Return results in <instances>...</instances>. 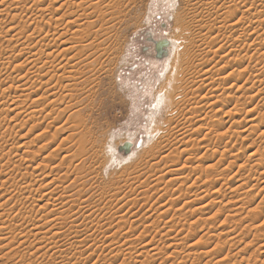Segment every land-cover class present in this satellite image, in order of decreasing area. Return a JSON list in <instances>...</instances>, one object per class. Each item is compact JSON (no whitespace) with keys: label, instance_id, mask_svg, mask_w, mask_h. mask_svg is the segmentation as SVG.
<instances>
[{"label":"rangeland","instance_id":"1","mask_svg":"<svg viewBox=\"0 0 264 264\" xmlns=\"http://www.w3.org/2000/svg\"><path fill=\"white\" fill-rule=\"evenodd\" d=\"M12 1H19V0H0V34L2 33L0 35V37H1L0 38V54H2V55H0V58L2 56V58L0 59V63H1L0 65L1 66H2L1 61H3V58L4 57L7 58L5 56L6 55L5 53H7L9 51L8 53L11 54L10 52H12V49H14V52L12 53V54H14L12 56L13 59H14V56L15 55L17 56V54L19 53L18 50L21 47L19 43L22 44L24 42V40H21V38H16L15 35L18 33V31L23 32V33H27L25 35H28V34H31V32H32V31H30L31 27L34 28V26H31V24H30L31 21L29 19L27 21L25 20V22H24V19L29 18L28 16H30V14L26 12L25 13L26 16H25L24 12H23L24 16L22 15V11H25L24 9H26V7L27 8L30 7V0H29V6H28V4H25L24 7H19L21 10L19 8H16L15 6H13ZM25 1H28V0H25ZM43 1L44 0H38L37 2H41L42 6L44 8H46L47 5H49L50 1L49 0H46L44 2ZM188 1L189 0H135V4H134V6L132 8V12H131V20H132L131 23L137 22L138 24H136L135 26H131L130 25L131 23L128 24L127 32H125L123 34L124 37L121 39V42L123 43V45H122L123 47H121V54L119 56V59H118V61H116L114 63V65L112 67H109V66L107 67V71H113L114 74H113V72L110 73L111 76H110V74H103L101 77L102 78L101 86H104V88L100 86L101 90L99 88L98 97L100 99H101V97H103L102 98L103 103H101L102 99L99 101V104H101V106L99 108H101L102 110H98L95 112L94 119H95V121L97 119V121H96L97 122V129L99 128V131L101 132L100 133L97 130L98 135L103 133V139L107 140V156L110 157L109 159L112 162L110 165L108 164L109 167L108 166L106 167V170H104L103 174L100 175V178L98 177V179H92V180H94L93 183L91 184V186L89 185L86 188L87 191L83 195L84 197H86V195H87L86 200H85V198L84 199L82 198V200L84 202H86L85 205L91 204L94 206V208H93V206L91 207V205H89V206L93 209H95L97 207L104 209L103 214L102 213H100V214L99 213L98 214L97 213H94V214L91 213L92 215L90 214L89 218H87V217L83 218V216H81L80 214L79 215L77 214L78 218H79V216L81 218H79V221H76L77 222L76 224L79 223L80 225L79 224L78 225L81 226V228H82L81 230L82 231L85 230L86 232L84 231L81 234L80 239H75L74 241L80 242V241L85 240V242L83 241L84 244L81 243V245H80L77 243L75 245H70L71 242L69 241V239L72 237L68 238L66 236L67 237L66 238L65 237L66 233H63L64 235L63 236L61 235L59 237V240H56V241L54 240L52 242V244L54 246L51 244L47 245V246L44 245V247H42L38 251H36V249H35V250H30V252L29 251L27 252L22 247L21 248L16 247V245H19V243H20V240H18L19 237L17 236V234L14 235V238H17L15 240L16 242L15 241L12 242L11 240L6 241V239L2 240L3 238H6L4 235L6 232L3 231L4 234H2L3 232L1 231V228L4 225L5 226H9L10 224L17 225V223L14 221V219L11 220L13 217L11 219H8V218L5 219L4 218L5 221L0 220V223H1L0 224V227H1L0 228V238H2L1 241H4V242L0 241L1 242L0 246L2 247V249H0V264H18V263L19 264L20 263L21 264H24V263L27 264V262L30 259L33 262L38 261L37 263L35 262L34 264H40L41 262H43V263L45 262L47 264H56L55 262H57L58 264H126L127 262H128L127 264H141V262H142V264H143L148 259L144 255L141 256V254H140L142 252L141 250L143 247L145 248V249L143 248V250H145V251L147 250L148 252L150 251L149 253L153 254V257L151 258L152 260L149 258L150 262L147 261L151 264H158V263L159 264H208L209 262H211L209 264H218V263H220V261L224 262V264L225 263H227V264H264V253H263L264 252V246H263L264 245V241H263V239H264V236H263L264 235V184H262V182H264V178H261L260 176L258 177V175H255V171H253V172L249 171V169L252 165L255 166L257 164L258 161H256V159H255L256 157L252 158V160H253L252 162L250 160L251 157H250V159H248V156L250 154H253V152H255V150L258 147H261L263 152H264V136L260 135L261 131H262V133L264 132V127H262L260 125L261 123H264V121H263L264 120V91H262V90H264V41L260 42V45H258L259 43L257 42L258 44L256 43V45H255V46L258 45L257 48L254 45L251 46V43H250L251 41H249V38L245 37L244 35L250 34L252 30L250 31L249 28L244 26V28L242 27L241 31L238 32V34L241 37L240 36L238 37L237 36L238 34L235 36H231L229 34V30L227 31L225 29V31L227 32L226 33L224 31V28H222L218 35L217 34L212 35L210 38H212V39L216 38L217 42H218L217 45H219V46H221V44L224 45V46L223 45L222 46L224 47L225 51L223 50L224 51V53L222 52L223 54L220 53L221 56L225 55L226 54L225 52H227V54L230 52V55L228 54V57L225 58L226 61H223V60L219 61V58H211L210 65L212 66V64H213L215 67V68L214 67L213 68L216 69L217 71H220L225 67V69H223V71L220 73L216 71L215 77L213 75L214 80L219 75H220L219 76L220 78L226 79V80L224 79L226 82L225 86L223 85L224 88L227 86L226 89H230V90L233 89L232 90L233 92L230 90L228 91L229 93L230 92L233 93V94L230 93V95L232 97L230 95H228L229 94L228 93L227 94L228 96L226 95L228 97V99L226 98V100H228L230 102L229 97H231L232 103L231 102L230 103L232 105H234V103H235V102H233V101H235L234 96H236L237 98L239 96L243 100H245V98L247 99L246 101H243L240 99L239 106L240 107L243 106V111H244V109L247 110L248 106H249L248 107L249 110H252L254 108L252 111H254V110L256 111L255 117H256V119L258 118L256 121V124L260 123L259 125H256V127L259 126L258 129L256 127H254L255 129H250L249 132H244V130H246V126H247V128H249V126H250V125H248L249 124L248 121L251 120L252 115L246 116L247 114H244L245 112H242V114H240V116H238V117L240 120L244 119V121H242L240 124L238 123V124L232 125V127H231L232 129L230 130V132H227L228 127H230L228 125L224 126L222 128L221 127L215 128V130H217L218 134L226 133V138L224 141V144L226 145V149L225 148L219 149L218 147H216V145H215L216 148H214V146L212 148V145H211V147H209L207 149L204 148V150H203L201 148L202 145L200 144V145H198V147L196 145V148H197V149L195 148V151L197 150L196 155H195V151L193 150V148H191V151L192 152L194 151V153H192L194 155H191L192 157L190 155L187 157V158H189V157L193 158L192 160L197 161V163H200L202 166L204 165L203 168H205L206 166H209V164H211V166H215V164L217 165V163H220V162L223 163L222 164L223 167L220 165L221 168H224V167L226 168L227 167L226 166L227 160L231 159L230 155L234 156V155L238 154L237 156H239V157H238V162L236 163V165H233V167L228 169V171L224 168L226 170L223 173V174H225L224 175L225 178H224V176H221V175H219V176L216 175L215 177L213 176V177H209V178L206 177L205 178L204 176H207L206 172H205V175H203V176H200L201 174L198 175L199 173L194 174V177L192 176V174L191 175L188 174V176L183 175L181 177V180H179L180 183L178 181V185H174L173 188L170 189L171 194L170 193L165 194L166 192L164 190L165 189L164 187H165V183L167 180L162 185L155 187L156 183H155L154 179H156L155 176H157V175L150 177L153 173L156 174V172L160 171L161 173L164 174L165 171L167 170L166 169L167 167L165 166L164 162H162L164 160H162V156H161L165 151L164 150L160 151V153L162 152L161 154L156 153L157 150H155V146H157L160 142L163 143V145L165 144L164 146H167L166 139L167 140L169 139L171 142L174 140V138L176 140V136L173 134L174 131L172 132L173 127L179 126V125L181 126V123L183 122L182 120L184 117H186V115H189L188 117H191V115L189 114L190 113L189 109L191 107L188 106L187 103H185L184 98L188 99V98H190V96H192L191 95V93H192L191 89L195 85V82L193 83L192 81L199 79V75L201 76L202 73L204 72L203 70H205V68H206L205 64H204V66L202 65V62H204L205 58H203L202 54H200L202 57L199 55L200 48L197 47V45H200L203 41L199 38H196L198 40H196V41L194 40L191 42L186 38L184 39L182 36H180V34L182 32V29L180 27L181 23L179 25V23L176 22V20H178L181 16H183V17H181L182 19H184L185 15H186L187 19H188V17H190V13H189L190 1L189 2ZM241 1L242 0H232L231 3H232V5H236V6L238 4L237 7L240 10H246L247 8H250L247 5L248 0H247V2L245 0V3H244L245 5L242 4ZM252 2H253V0H250L248 2V4L251 6ZM57 4H55V6H59V4L58 5ZM241 5L244 8L240 7ZM257 5H259V7L257 6L258 22L261 21L262 23H264V2L262 5H260V3H258ZM10 8H11V10H10ZM209 8H211V7H209ZM262 10H263V12H262ZM64 11H65V9H63V12ZM220 11H222V10H220ZM188 13H189V16H187ZM222 13H224V12H222ZM237 14L240 18L238 17L236 20L242 19V20H240L241 23H244L246 25L245 19L250 15L246 14L245 16H241V14H239V13H237ZM20 15H22V16H20ZM46 15H48V12H47V14L46 13L44 14V16H46ZM49 15L51 16V15H53V13L49 14ZM12 16H13V19L11 18ZM178 16H180V17L178 18ZM259 16H261V17H259ZM22 17H24V18H22ZM20 19H22V20L20 21ZM138 19H139V21H137ZM189 20H191V19L189 18L187 21H189ZM22 25L24 27H22ZM263 25L261 27L260 26L257 27L258 29L255 28L256 31L258 30V32L260 34L264 32L263 31L264 30ZM255 26H257V24ZM15 28H17L18 30ZM60 28L62 29L64 27H59L58 32H59ZM245 28L248 30V32H246V33H245V31H247V30ZM12 29H14V30H12ZM242 30H244V31L242 32ZM194 31L198 32L199 30H195V28H194ZM3 32H4V34H3ZM240 32L243 34L244 38L242 37V34ZM14 33H16V34H14ZM204 33H206V31L201 32V34H203V37L205 36L208 38V35H206V34L204 35ZM183 34L185 35V37L190 35L189 32H184ZM11 37H14V38H11ZM229 37L230 38L232 37V38L230 39ZM236 38L237 39L239 38V39L237 40ZM19 39L21 40L20 42L18 41ZM165 39H170L175 43V47L170 49V53H171L170 57L172 58V51H173V54L174 53L176 54L178 52L179 59L177 56V60H180V62H182V65H180V67H178L177 71H174V72L172 71L171 67L165 66L166 61H168L170 59V57L166 56V57L160 59V57L158 56V52H157L155 43H154L156 41L165 40ZM234 39H235V42L233 43ZM16 40L18 43L16 42ZM200 40H201V42H200ZM229 40L233 43V48H232V46H230L232 43L229 42ZM127 41H128V44L126 43ZM194 44L196 45L195 48H193V46H195ZM183 45H185L186 48H188V51L186 49L185 55L182 53ZM9 48L11 49V51ZM254 48H256V49H254ZM231 50H233V51H231ZM258 50H259V52H258ZM2 51H4V52H2ZM16 51H17V53H16ZM247 51H249V52H247ZM122 52H124V56H122L123 55ZM200 57H201V59H200ZM65 58H67V57L65 56ZM244 58H246V59H244ZM249 58H250V60H249ZM11 59H12L11 57H8L9 62H11L13 60V59L12 60ZM217 60H218V63L216 62ZM228 61H232L231 62L232 64L230 63L229 65H227L229 63ZM226 62H228V63H226ZM14 64L16 65V63H14ZM1 66H0V84L2 83V81L3 82H5V80L7 81V79L12 80L13 77L18 75V73H14L16 70L13 69L14 68L13 65L9 66V67L8 66H2L1 67ZM220 67H221V69H220ZM6 68H8V69H6ZM5 69H6V73H5ZM234 69H235V72L237 74L235 72H233ZM9 71L11 72V74H9L10 73ZM213 71H215V70H213ZM243 71H245V72H243ZM249 71H251V72H249ZM223 72L225 74L227 73L226 74L227 76L225 74L223 75L226 77L222 76ZM229 72H230V76L228 75ZM239 72H240V74H239ZM246 72L249 74L247 75ZM252 72H254L253 73L254 76L258 75L259 77L258 76L257 77L260 79L254 78L253 75L251 76ZM12 73H14V74H12ZM234 73L236 74V76L232 75ZM243 73H244V78H242ZM1 74H3V75H1ZM170 74H172L171 75L172 79L166 85L167 77ZM237 75L238 76L242 75V76H240V78H242L243 81L241 80L240 81L241 83L236 84V86L234 88L233 87L235 85L234 81H232L230 79H235L237 77ZM21 76H23V75H21ZM21 76L19 75L18 77H15L13 79L16 80L17 78H19ZM116 76H118L117 79L115 78ZM228 76L231 78H229ZM10 77H11V79H10ZM228 79L232 83H230ZM255 80H257V81H255ZM261 80H263V81H261ZM258 81H260V82L258 83ZM253 82H255V83H253ZM229 85H230V88H229ZM243 86L244 87L245 86L246 87L247 86H249V87L255 86V88L256 87L257 88L255 90H253V92L249 93L250 97H249L248 93H246L245 97L243 95L237 96V93L235 94V92L238 89H243L244 88ZM34 87H36V85H34ZM231 87H232V89H231ZM259 89L263 92V94ZM221 90H223V88ZM100 91H102V92L100 93ZM42 92L43 91H41L40 94H42ZM201 92H203L205 94L204 91H201ZM201 92L200 93L195 92V93L197 94V96L201 97L203 94V93L201 94ZM99 93H100V95H99ZM219 93L222 94L223 91L218 92L217 96H219ZM103 94H104V96H103ZM1 95L2 94H0V96ZM2 96L0 97V104L3 103V105L0 107V108H2V109H0V115H2L1 111L8 109V107L10 105V101L12 102L15 95L13 94V92H11V93L9 92V93H7V95L5 97L3 96L4 99ZM251 96L253 98H255L254 101H253ZM33 99H34V97H33ZM211 99L212 98H209L207 100L209 102L208 104H206L207 102L206 103L201 102V104L199 103L198 105L193 104V107L195 105H196V107L202 106V107H200V109H198L200 113H197V114L202 116L203 112L211 111V109L213 107H212V105H210V103L214 102V99H212V100ZM26 100L27 99L23 98V100L20 101V102H23L25 104V105L22 103L20 104V106L22 105L21 106L22 109H25L27 106L29 107L31 104V102H28ZM1 101H3V102H1ZM242 103L243 104L246 103L245 107ZM248 103H250V105ZM102 104H103V106H102ZM28 107H27V109L30 108V107L29 108ZM58 108H59V111H58ZM62 108H63V105L60 107H57V108L54 107L55 113H54V115H52V118H57L58 116L60 118V116H62L60 118L61 120L59 119V121L58 120L56 121L57 123L54 122L52 118L51 119L45 118L46 114L42 113L41 106L38 108V110L40 109L38 111V112H40L39 113L40 116L37 115V116H39L38 118H34V120L30 119L29 122H27L28 117L26 118L25 114L24 115L22 114L23 116L21 115L16 120L15 119L14 120L13 119L12 120L6 119L5 116H0V131H1L0 136H1V133H3L5 131V129H9V128L12 129L14 127V131L10 135L11 137L9 135H8L9 137L6 136V138H8L6 141L9 140L8 141L9 144L6 143L4 145V149H3L4 152L9 150L10 149L9 146H11V145H12V147H16V146H20L21 144L25 145L27 142H28L29 146L31 144V146H30L31 148L27 145L29 147L28 149H27L26 145H25V147H23V145H21V148H18L20 153L21 152L23 153V152L28 151V150L29 151H33V150L37 151V148L46 144L45 145L46 149H44V151L33 162L35 164H33V163H28V164H31V165L33 164L35 166L38 162L41 161L42 157H44L48 153L50 154L51 152H52L51 154L53 155V157H50V158H53V159H49L48 160L49 163L46 162L47 166H49V168H50V167H53L55 164H58L59 159L62 158L66 154L65 150L67 148V144H64L60 151H58L59 149L57 150V148L60 146V144H62V139L65 138V136H67V132L64 133V131L63 132L60 131L57 135H55V131H56L55 129L60 127V125L65 120V118H67L69 113H70V112H67V113H65V115L64 114L61 115L58 112H60V110H62ZM230 109H233V108L230 107ZM56 112L58 113V115L56 114ZM41 114H42V116H41ZM43 114H44V116H43ZM184 114H186V115H184ZM261 114H262V116H261ZM223 116L224 115H220V117H223ZM225 116H226V118L228 117V115H225ZM260 116L262 119L260 118ZM198 117H200V116H198ZM198 117H197V119H198ZM168 120H170L172 122L168 123ZM31 121H33V122H31ZM21 122H24V124ZM210 122H211V120L208 122V124ZM213 122H214V126L219 125L218 122L212 121L211 123L213 124ZM21 124H23V126H21ZM197 124L198 123H193V125H192L193 128L194 127L196 128ZM12 125H13V127H12ZM16 125H18V126H16ZM15 127H16V129H15ZM34 127H36V128H34ZM208 127L209 126L207 125V128H206L207 133L210 132ZM195 128L193 129V131L196 130ZM10 129H9V134H10V132H12V130H10ZM177 129H178V127H177ZM233 130H236L235 132L237 134H235V136H234V134H232ZM28 131H30V132H28ZM46 131H48V132H46ZM175 131H176V135H177L178 130H175ZM202 131L205 132V129L204 130L202 129L201 133H198L197 131H195L194 136H193L194 139L201 138V134L203 133ZM104 134H105V137H104ZM44 135H45V137H44ZM211 137L216 138L217 134H212ZM178 139H180V137L177 138V141H178ZM28 140H30V141H28ZM184 141H183V144L179 143V141H178L177 142L178 144H175V146L173 144V146H170V147H172V148L174 147L173 149H175L176 147L177 148L180 147V149L182 148V150L185 147L184 149L189 150L193 144H195V143L197 144V142L192 141V139L190 140V141H192V144H191V142L187 143V141H188L187 139L185 142ZM127 143L131 144V148L128 152H127V149L124 147ZM228 143H229V145H228ZM186 145L189 147L186 148ZM113 150H114V155H113ZM232 150H234V153H233L234 155L231 154ZM54 152H60V154L57 153V155H56L57 157H56ZM253 156H255V155H253ZM152 157H155V161L151 160ZM148 158H150V159H148ZM258 158L259 157H257V159ZM125 159H126V161H124ZM146 159H147V161H146ZM207 159L209 162L210 161L212 162V160H213V162L207 163L208 162ZM247 159L250 161H248ZM177 160L180 161L179 166L184 165V162L186 163L185 156L179 157V158H177ZM192 160H190V161L192 162ZM244 160H246V161H244ZM100 161H102V159ZM149 161L153 165L151 163H149L147 165V162H149ZM156 161H157V163H156ZM17 162L25 164L23 161L21 162V160H19ZM150 164H151V166H150ZM154 164L156 165L155 166L156 168L154 167ZM157 164H158V166H157ZM250 164H251V166H250ZM186 165H188V163H186ZM189 165H191V164H189ZM241 165L246 166V168L245 169H243L242 167L240 168ZM46 168H48V167H46ZM49 168L47 170H45V174L49 173V171H50ZM151 168H153V169H151ZM221 168H220V170H221ZM260 168H261L260 170H262V171H260L262 174V172L264 170V166H262ZM0 170H1V168H0ZM149 171H151V172H149ZM237 171H239V174L240 173L244 174L243 178H244L245 182L246 181L250 182V185L244 187V189L240 188V190L234 191L236 188V185H237V184L235 185V183H236L235 180L238 179V177H236V174H234V173H236ZM149 173H152V174H149ZM54 174H56V173H54ZM215 174H217V173H215ZM239 174L237 173V175H239ZM63 176H64V174H63ZM199 176H200V180H198ZM28 177H30V176H27V178ZM201 177H203V178H201ZM148 178L151 180H149ZM169 178L170 177H167V179H169ZM185 178H187L186 180H188V181H186ZM257 178H258V180H257ZM195 179H197V180H195ZM127 181H128V183H127ZM113 182L115 184L117 183L118 187L121 188V190H119L120 195H118L117 198L114 197L111 199L110 196L115 193V191H114L115 188L112 187ZM193 182H194V184H193ZM145 183L148 184V186ZM153 183H155V184H153ZM220 184L222 185V187L219 188ZM92 185L93 186L95 185V186L93 187ZM224 185H225V187H224ZM142 187H144V189ZM146 187L148 188V191H146V189H147ZM161 187L163 188V190ZM104 188H105L104 191H107L109 195H106L107 197H105L104 200L100 201L101 197L103 196V195H101L102 194L101 192L103 191ZM160 188H161V190H159ZM178 188H180L181 192H179L177 190ZM218 189H220V190L217 191ZM1 190H3V189H0V199H1V196H3V194H4V192H2ZM110 191H111V193H110ZM153 191H155V192H153ZM162 191H164V193ZM142 192H144V193L148 192V195H147L148 199L147 200L145 198L146 196L145 197L144 196L139 197L142 195ZM216 192H218V193H216ZM149 193H150V196H149ZM172 193H173V195H172ZM245 193L247 194L246 196H244ZM139 194H141V195H139ZM126 195H129V196H126ZM202 196L205 198L204 200H200V198ZM243 198H245V199L241 203H244V204H241V203L237 204V202H239L238 200H241ZM89 199H91V200H89ZM131 199H132V201L134 199H136L137 201L135 200V202L134 201L132 202ZM197 199L200 201H197ZM235 199L237 201L232 202V200H235ZM192 200H196V202L194 201L195 203H193V202L190 203V201H192ZM130 201H131V203H130ZM166 201H167V203H166ZM220 201H221V204H220ZM13 202L11 204H9L6 207V209H8L9 206H13ZM87 202H89V203H87ZM110 203H111V205H110ZM124 203H126V204H124ZM134 203H136V204H134ZM36 204L40 205L41 203L39 204V202H37ZM184 204H188V205L185 206ZM206 204L208 205V207H206L207 206ZM261 204H263V205L260 206ZM112 205L115 207L114 210L112 209L110 212L107 211L106 208H108L109 206H112ZM160 206H162V208L164 210L167 207L166 208L167 211H169V209H170V211H169L170 213L168 212V214H166V216H165L164 212L166 210L164 211ZM202 207H205V208H202ZM238 207H240V208H238ZM9 208H11V207H9ZM196 208H200V211H197V212L194 211ZM235 208L238 209L239 213H237L238 211L235 210ZM35 209H36V211L38 210V208H35ZM1 210H2V208L0 209V214L3 213ZM105 210H106V212H105ZM116 211H118V212L115 213ZM159 211H161V212L163 211L162 213H164V214L162 215V213ZM38 213L36 212L37 218H40L41 214L42 215L44 214L43 212L42 213L38 212ZM113 213H115L116 216H120L122 214L124 216L128 215L129 221L124 224L125 226L122 224H118L115 222V220L113 218L114 217ZM159 213H160V216L158 215ZM181 214L182 215L184 214L183 215L184 217L181 216ZM156 215H158V216H156ZM178 216H181V217H179L180 221H179ZM148 217H150L149 218L150 220L148 219ZM174 217H175V219H174ZM197 218H199V219H197ZM105 219H106V221H105ZM253 219H256V220L254 221ZM151 220L155 221L156 224L154 222H151ZM2 222H4V225L2 224ZM83 222L85 223L84 224L85 226L83 225ZM204 223H206V224H204ZM183 224L185 226H182ZM91 225H92V227H91ZM190 226H191V228H190ZM85 228H87V229H85ZM99 228H100V230H99ZM87 231H89V233ZM240 231H242V232H240ZM86 234H88V235H86ZM178 234H179V236H178ZM260 234H262V235H260ZM79 236L80 235H78V237ZM100 236H102V237L100 238ZM48 237H50V235ZM32 238L29 239V242L31 241L33 243L34 237H32ZM184 238H185V240H183ZM65 240L66 241L68 240V242H66ZM181 240H183V242ZM184 241L186 243H184ZM5 242H6V244H5ZM54 242H57V245H55ZM59 242H61V243H59ZM13 243L15 244L14 247L16 248V250L13 249L14 248ZM146 243H148V244H146ZM63 244H64V246H63ZM115 244H116V246H115ZM5 245H7V248L6 247L3 248V246H5ZM147 245L149 247H147ZM176 245H177V247H175ZM10 246L12 247V249ZM71 246H72V248H71ZM74 246H75V249H74ZM52 247H56V248L53 250ZM154 247L156 249H154ZM57 248H59L61 250L60 252L62 254L59 252V250ZM64 248H65V250H64ZM20 249L22 251V252L20 251L21 253L19 252ZM151 249H153V250H151ZM10 250H13V251H10ZM14 250L18 251L20 253L19 256H21L23 252H24L25 256H26V254H28L27 255L28 258L25 257V260H23L22 256L24 254L21 257H19V256H17L18 255L17 252H15ZM69 250H71V251H69ZM33 251H35V254L33 253ZM44 251L47 253H45ZM202 251L205 253H203ZM10 252H12V253H10ZM38 252H39V254L36 255V253H38ZM54 252H55V254H54ZM43 253H45V255ZM15 254H17V255H15ZM59 254H60V256H59ZM132 254H133V256H132ZM158 254H160V255H158ZM4 255H5V257H4ZM138 255H140V256H138ZM186 255L188 258L186 257ZM131 256L134 258H132ZM224 256H226V257H224ZM96 258H97V260H96ZM226 258H227V261H226ZM63 259L64 260L66 259V260L63 262ZM130 259H132V260H130ZM31 260L29 261L28 264H32ZM58 261L59 262L62 261V262L59 263ZM147 262H146V264H148ZM221 264H223V263H221Z\"/></svg>","mask_w":264,"mask_h":264},{"label":"bare ground","instance_id":"2","mask_svg":"<svg viewBox=\"0 0 264 264\" xmlns=\"http://www.w3.org/2000/svg\"><path fill=\"white\" fill-rule=\"evenodd\" d=\"M37 1L38 0H30V7H28V8L26 7V9L23 8L25 11H22V15H23V12H24L25 16H26V14H25L26 12L30 14V16H28L29 18L24 19V22H25V20L27 21L29 19L31 21L30 22L31 26H34V28L31 27V29H30V31H32L31 34H28L29 35L28 36V35H25L27 33L19 32V31L17 34L14 33V34H16L15 35L16 38H21V40H24V42L22 44L19 43L21 46L20 49L18 50L19 53L17 54V56L15 55L14 59H13L12 56L14 54H12V53L14 52V49H12V52H10L11 54L8 53L9 51L8 52L6 51L7 53H5L6 54L5 56L7 58L4 57L3 61H1L2 66H8L9 67V66L13 65V67H14L13 69L16 70L14 73H18V75L15 77H18L19 75L20 76L23 75V76L17 78L16 80L13 79L15 77H13L12 80L7 79V81L5 80V82H3L1 80L2 83L0 84V94H2L5 97L7 95V93L13 92V94L15 96H14L12 102L10 101V105H9L8 109L1 111L2 115H0V116H5L6 119H10V120H12V119L16 120L22 114L23 115L25 114L26 118L28 117L27 122H29L30 119L34 120V118H38L40 116L39 115L40 112H38L40 109L38 110V108L41 106L42 113L46 114L45 118L51 119L52 115H54V113H55L54 107L57 108V107H60L62 105H63V108L58 113H60L61 115H63V114L65 115V113H67V112H70V113H69L68 117L65 118V120L61 124L62 126L60 125L59 128L55 129L56 130L55 135H57L60 131L61 132L64 131V133L67 132V136H65V138L62 139V144H60V146L57 148V150L59 149L58 151H60L62 149V146L64 144H67V148L65 150L66 154L62 158L59 159L58 164H55V165L53 164L54 166L50 167V168H49V166H47L46 162L49 163L48 160L53 159V158H50V157H53V155L51 154L52 152L50 154L48 153L44 157H42L41 161L38 162L35 166L33 165V164H35V163H33L35 161V159L44 151V149H46V146H45L46 144L37 148V151H34V150L29 151L28 150V151H25L23 153L22 152L20 153L18 148H21V145H23V147H25V145L27 146L28 142L25 145L21 144L20 146H16L17 148L12 147V145H11V146H9L10 149L7 150L6 152H4V150H3L4 145L6 143H8V141H9V140L6 141L8 139V138H6V136H8V135L10 136L13 133V131H14L13 125H12V127H13L12 129L9 128L10 130H12V132H10V134H9V129H5V131L3 133H1V136H0L1 137L0 138L1 139L0 140V168H1V170H0V189H3L1 191L4 192L3 196L5 197L4 198L3 196H1V199H0V201H1L0 202V209L2 208L1 211L3 212V213L1 212L2 214H0V220L5 221L6 218L11 219L13 217L11 220L14 219V221L17 223V225L10 224L9 226H5L4 222H2V224L4 226L2 228L1 227L0 228H1L2 232L3 231L6 232L5 234H4V232L2 233L5 235L6 238H3V239L0 238V241H1V239L2 240L6 239V241L11 240L12 242H14L17 239V238H14V235L17 234V236L19 237L18 240H20V243H19V245H16V247H18V248L22 247L27 252L28 251L30 252V250H35V249H36V251H38L42 247H44V245H46V246L50 245V244L53 245L52 242L54 240L55 241L59 240V237L61 235L62 236L64 235L63 233H66L65 237L66 236L68 238L72 237L69 239V241L71 242V244L69 243L70 245H75L77 243L80 245H81V243L84 244L85 240H83L84 242L83 241H80V242L74 241L75 239H80L81 234L85 231V230L84 231L81 230L82 228H81V226H79L80 225L79 223H78L79 225L76 224L77 223L76 221H79V218H81L80 216L78 218L77 214L78 215L80 214L81 216H83V218H86V217L89 218V215L91 213H93V214L94 213H97V214L102 213L103 214V211H104L103 208L97 207V208L93 209L94 208L93 205L89 204V205H91V207L93 206V208H91L89 205H85L86 202H84L82 200V198L83 199L85 198V200L87 199L86 198L87 195H86V197H84L83 195L87 191L86 188L89 185L91 186V184L93 183L94 180H92V179H98V177L100 178V175L103 174L104 170H106V167L107 166L109 167V165L112 162L109 159L110 157L107 156V140L103 139V133L100 135H98V133H97V130L99 131V128L97 129V122H96L97 119L95 121L94 114L96 111L102 110L101 108H99L101 106V104H99V101L103 97L100 96L101 99L98 97V90L102 84V82H101L102 78L101 77L103 74H110L113 72V71H107V67L108 66L112 67L114 65V63L116 61H118V59H119V56L121 54V47H123L122 46L123 43L121 42V39L124 37L123 34L125 32H127L128 24H130L132 22L131 12H132V8L135 4V0H49L50 1L49 5H47V7L44 8L42 6V3L37 2ZM44 1H46V0H44ZM189 1H190V6H189L190 7V11H189L190 17H188V19L189 18L191 19V20H189L190 22L187 21L188 19L186 18V15L184 16V19L181 18L183 16H181V17L178 16V18L180 17L181 19L177 18L178 20H176V22L179 23V25L181 23L182 26L180 25V27H181L183 33L189 32V34H190V35L185 37V35L181 32L180 36H182L184 39L186 38L191 42L194 40L196 41V40H198L196 38H199L203 41L200 45H197V47L200 48L199 55L202 54L203 58H205L204 62H202V65L204 66V64H205L206 68H205V70H203L204 72L202 73V75L201 76L199 75V79L192 81L193 83L195 82L194 87H192V89L190 88L191 92H192V93L191 92L190 93L192 96H190V98H188V99L184 98L185 103H187L188 106L191 107L189 109V112H190L189 114L191 115V117H188L189 115H186L187 113L184 114V115H186L187 118L186 117L183 118V120H182L183 122L181 121L182 122L181 126L179 125V126L173 127L172 132L174 131L173 134L176 136V140L174 138L175 141L173 140L171 142L169 139L168 140L166 139L167 146H164L165 144L163 145V143H161V142L157 146H155V150H157L156 153L161 154L162 152L160 153V151H163V150L165 151L161 156H162V160H164L162 162H164L165 166L167 167L166 168L167 170L165 171L164 174L161 173L160 171L156 172V174L155 173H153V174L149 173V174H152L150 177L157 175V176H155L156 179H154V181L156 183L155 187L162 185L167 180L165 183V187H164L165 188L164 190L166 192L165 194H169L170 189L173 188L174 185H178V181L181 180V177L183 175L188 176V174L189 175L192 174V176L194 177V174L199 173L198 175L201 174L200 176H203V175H205V172H206L207 176H204L205 178L206 177L209 178V177H213V176L215 177L216 175L224 176L225 174H223V173L226 170L228 171V169L233 167V165H236V163L238 162L239 156H237L238 154L237 155L233 154L234 150L231 151V154H233L234 156L230 155L231 159L227 160V165H226L227 167L226 168L224 167L226 170L224 168H221V166L223 167V165H222L223 163H221V162L217 163V165L215 164V166H211V164H209V166H206L205 168H203L204 165L202 166L200 163H197V161L192 160L193 158H190V157L187 158L189 155L190 156L194 155L192 153H194L196 145L198 147V145H200V144L202 145L201 148L203 150H204V148L207 149V148L211 147V145H212V148L214 146V148L218 147L219 149H224V148L226 149V145L224 144V141L226 138V133L218 134L217 130H215L216 127L222 128V127L228 125L230 127H228L227 132H230V130L232 129L231 128L232 125L238 124V123L240 124L242 121H244V119L240 120L238 117V116H240V114H242V112H245L244 114H247L246 116L252 115L251 120L248 121V123H249L248 125H250V126H249V128H247V126H246V130H244V132H249L250 129H255L254 127H256V125L260 124V123L256 124V121L258 118L256 119V117H255L256 111L255 110L252 111L254 108L252 110H249V108H248L249 106L248 107L246 106L247 110L244 109V111H243V106H241V107L239 106L240 99L241 100H243V99L241 97H239L238 95H243L244 97H245L246 93H248V95H249L250 92H253V90H255L257 88V87L255 88V86H256L255 84H254L255 86H251V87H249V86L244 87L243 86L244 87L243 89H238L235 92V94L237 93L238 98L236 96H234L235 101H233V100L232 101L235 103H234V105H232L231 104L232 103L231 102L232 96L230 95V93L233 92L232 87H231L232 90L226 89L227 86L224 88L225 83H226L225 82L226 79L224 78L225 79L224 80L223 78H220L219 77L220 75L214 80V77H215L217 70L214 69L215 67L213 64H212V66L210 65L211 58H219V61L220 60L226 61L225 58L228 57V54L230 55V52L228 54H227V52H225L226 54L221 56L220 53H222V52L224 53V51H225L224 47H223L224 45L223 44H221V46L217 45L218 44L217 39L216 38L212 39L210 37L214 34L218 35L222 28H224V31H225V29L227 31L229 30V34L231 36H235L238 34L239 31H241L242 27L244 28V26H245V27L249 28L250 31L252 30L250 34L244 35L245 37L249 38V41H251L250 42L251 46H253V45L255 46L257 42L259 43V44L258 43L257 44L260 45V42L264 41V32H263L264 30L262 31L263 33L260 34L258 32V30L256 31L255 28H257L259 26L261 27L264 23H262L261 21L258 22L257 6L259 7V5H257V4L260 3V5H262L264 0H253L251 6L248 4V2L250 0H248V2L246 0L247 5L250 7V8H247L246 10H240L237 7L238 4H237V6L232 5V3H231L232 0H189ZM241 2H242V4H244L245 0H242ZM57 3L59 4V6H55V4H57ZM12 4L16 8L24 7L25 4H28V6H29V0L28 1H25V0L12 1ZM209 7H211V8H209ZM240 7H242V5ZM242 8H244V7H242ZM63 9H65L64 12H63ZM10 10H11V8H10ZM220 10H222V11H220ZM47 12H48V15L52 14V13H53V15L44 16V14L45 13L47 14ZM222 12H224V13H222ZM262 12H263V10H262ZM189 13L187 14V16H189ZM237 13L241 14V16H245L246 14L250 15L247 18L245 17L246 18L245 19L246 25L244 23H241L240 20H242V19L236 20L239 17ZM22 15H20V16H22ZM259 17H261V16H259ZM11 18L13 19V16ZM22 18H24V17H22ZM21 20L22 19H20V21ZM137 21H139V19ZM136 24H138V23L133 22L130 25L135 26ZM256 24H257V26H255ZM22 27H24V26L22 25ZM59 27H64V28H62V29L60 28L59 32H58ZM194 28H195V30H199V31L195 32ZM15 29H17V28H15ZM12 30H14V29H12ZM244 30H242V32ZM205 31H206V33H204V35L205 34L208 35V38L205 36L203 37V34H201V32H205ZM246 32H248V30L245 31V33ZM3 34H4V32H3ZM237 36L239 37L240 35L238 34ZM242 37H243V34H242ZM11 38H14V37H11ZM21 40L19 39L18 41L20 42ZM201 40H200V42H201ZM16 42H17V40H16ZM229 42H231V41L229 40ZM234 42H235V39L233 40V43ZM126 43L128 44V41ZM154 43H155L157 52H159L160 59H162L166 56L170 57V55H171L170 49L175 47V43L170 39L160 40V41H156ZM233 43L230 45V46H232V48H233ZM257 46H255V47L257 48ZM195 47H196V45L193 46V48H195ZM256 48H254V49H256ZM186 49L188 51V48H186V46L183 45L182 53L184 55L186 54ZM259 50H258V52H259ZM10 51H11V49H10ZM231 51H233V50H231ZM249 51H247V52H249ZM2 52H4V51H2ZM124 52H122L123 53L122 56H124ZM16 53H17V51H16ZM0 55H2V54H0ZM65 56L67 58H65ZM177 56H178V52L176 54L175 53L173 54V51H172V58L170 57V59L168 61H166V64H165L166 67H171L173 72L177 71L178 67H180V65H182V62H180V60H177ZM8 57H11L14 61L11 59L12 61L9 62ZM201 57H200V59H201ZM1 58H2V56H1ZM178 59H179V56H178ZM244 59H246V58H244ZM249 60H250V58H249ZM216 62L218 63V60ZM228 62H226V63H228L227 65H229L232 61H228ZM14 63H16V65ZM221 67H220V69H221ZM6 69H8V68H6ZM6 69H5V73H6ZM223 69H225V67ZM223 69L220 71H217V72L220 73L223 71ZM213 70H215V71H213ZM251 71H249V72H251ZM233 72H235V69ZM243 72H245V71H243ZM14 73H12V74H14ZM235 73L232 75L236 76L237 73L236 74ZM253 73L254 72H252L251 76L253 75ZM9 74H11V72ZM113 74H114V72H113ZM224 74L225 73L223 72L222 76ZM239 74H240V72H239ZM248 74L249 73H247V75ZM1 75H3V74H1ZM171 75L172 74H170L167 77L166 85L172 79ZM213 75H214V77H213ZM228 75L230 76V72ZM110 76H111V74H110ZM226 76H223V77H226ZM240 76H242V75H239V76L237 75L236 78L234 77L235 79H230V80L234 81V84H235L233 86L234 88H235L236 84L241 83L240 82L241 80L243 81L242 78H244V73H243L242 78H240ZM257 76L253 75L254 78L260 79V78H258L259 76L258 77ZM11 77H10V79H11ZM115 78L117 79L118 76H116ZM229 78H231V77H229ZM230 80H229V82H230ZM255 81H257V80H255ZM261 81H263V80H261ZM259 82L260 81H258V83ZM230 83H232V82H230ZM253 83H255V82H253ZM34 85H36V87H34ZM101 87L104 88V86H101ZM222 88H223V90H221ZM229 88H230V85H229ZM100 90H101V88H100ZM229 90L232 92L229 93L228 92ZM41 91H43L42 94H40ZM102 91H100V93ZM201 91H204L205 94ZM220 91H223V93L222 94L219 93V96H217V93ZM262 91H264V90H262ZM195 92H198V93L201 92V94L202 93L203 94L201 97H199V96H197V94ZM100 93H99V95H100ZM227 94L231 96V97H229L231 103L228 100H226V98L228 99ZM262 94H263V92H262ZM103 96H104V94H103ZM4 97H3V99H4ZM33 97H34V99H33ZM249 97H250V95H249ZM23 98L27 99L26 101L31 102V104L29 106L30 108L27 106L29 109H27V107L25 109L21 108L22 105L20 106V104L21 103L24 104V103L20 102V101H22ZM209 98L214 99V102L210 103V105H212V107H213L211 109V111L203 112L202 116L197 114V113H200L198 109H200V107H202V106L196 107V105H195L194 106L195 108H194L193 104L198 105L199 103L201 104V102L202 103L207 102L206 104H208L209 102L207 100ZM252 99L254 101L255 98L252 97ZM246 100L247 99L245 98V100H243V101H246ZM1 102H3V101H1ZM101 103H103V99H102ZM248 104L250 105V103H248ZM2 105H3V103L0 104V107ZM243 105L245 107L246 103H244ZM102 106H103V104H102ZM230 107H232L233 109H230ZM0 109H2V108H0ZM58 111H59V108H58ZM58 113L56 112L57 115H58ZM37 115H39V116H37ZM220 115H224V116L220 117ZM225 115H228V117L226 118ZM41 116H42V114H41ZM43 116H44V114H43ZM198 116H200V117H198ZM261 116H262V114H261ZM261 116H260V118H261ZM61 117L62 116H60V118ZM197 117H198V119H197ZM60 118L58 116L57 118H52V119L54 122H56L57 120L59 121ZM210 120H211V122L212 121L218 122L219 125L214 126V122H213V124L210 122L209 124L210 125L212 124L210 126L208 124V122ZM24 122H21V123L24 124ZM31 122H33V121H31ZM169 122H172V121L168 120V123ZM193 123H198L196 128L194 127L196 129L195 131H197L198 133H201V130L205 129V132L202 131L203 133L201 134V138H199V139H194V137H193L194 132H195V131H193V129H194L192 126ZM23 124H21V126H23ZM207 125L209 126L208 129L210 130V132H208V133L206 132ZM260 125L262 127H264V123H261ZM16 126H18V125H16ZM177 127H178V129H177ZM258 127H256V128L258 129ZM34 128H36V127H34ZM15 129H16V127H15ZM175 130H178L177 135H176ZM235 131L236 130H233V132L231 131L232 134H234V136H235V134H237ZM28 132H30V131H28ZM46 132H48V131H46ZM263 133L261 131L260 135L264 136ZM212 134H217V137L212 138L211 137ZM44 137H45V135H44ZM104 137H105V134H104ZM178 137H180V139H178L179 143H182V144H183L184 140L186 141V139L188 140L187 143L191 142V144H192V141H196L197 144L196 143L193 144L189 149L191 151V148H193L194 151L190 152L188 149H184L185 147L183 148V150H182V148L180 149V147H178V148L176 147L175 149H173L174 147L173 148L170 147V146H173V144H174V146H175V144H178L177 143ZM191 139H192V141H190ZM28 141H30V140H28ZM215 145H216V147H215ZM228 145H229V143H228ZM28 146H27V149L31 146V144L29 147ZM124 147L127 148V152H128L131 148V144L127 143ZM187 147H189V146L186 145V148ZM57 153L60 154V152H54L55 156L57 155ZM196 153H197V150L195 151V155H196ZM113 155H114V150H113ZM253 155H255V156H253ZM182 156H185L186 163H188V165H186V163L184 162V165H181L182 166L181 167V166H179L180 161H178L177 158L182 157ZM250 157H251V159H250ZM254 157H256L255 159L258 162H257V164L255 163L256 164L255 166L254 165L251 166V164H250L251 167H250L249 171L250 172L255 171V175H258V177L260 176L261 178H264V170H263L262 174L260 172V171H262V170H260L261 169L260 167L264 166V152H263L261 147H258L255 150V152H253V154H250L248 156V159H250L252 162L253 161L252 158H254ZM257 157H259V158L257 159ZM101 159H102V161H100ZM148 159H150V158H148ZM19 160H21V162L23 161L25 164L17 162ZM151 160L155 161V157H152ZM190 160H192V162ZM250 160H248V161H250ZM124 161H126V159ZM146 161H147V159H146ZM207 161H208V159H207ZM244 161H246V160H244ZM210 162L208 161L207 163H210ZM212 162H213V160H212ZM28 163H33V164L31 165ZM149 163H151V162L150 161L147 162V165ZM156 163H157V161H156ZM151 164H150V166H151ZM155 164H154V167L156 166ZM158 164H157V166H158ZM189 164H191V165H189ZM46 167H48L50 169L48 174H45V170L48 169ZM241 167L243 169L246 168V166H242V165L240 166V168ZM220 168H221V170H220ZM151 169H153V168H151ZM149 172H151V171H149ZM54 173H56V174H54ZM215 173H217V174H215ZM237 173L239 174V171L234 173V174H236V177H238V179L235 180V182H236L235 185L236 184L237 185H236V188L234 191L240 190V188L244 189V187L250 185V182H248V181L245 182V180L243 178L244 174L240 173L239 175H237ZM63 174H64V176H63ZM27 176H30V177H28L29 179L27 178ZM200 176H199V179L197 178L198 180H200ZM167 177H170V178L167 179ZM201 178H203V177H201ZM224 178H225V176H224ZM186 179L187 178H185V180ZM197 179H195V180H197ZM149 180H151V179H149ZM257 180H258V178H257ZM186 181H188V180H186ZM127 183H128V181H127ZM155 183H153V184H155ZM179 183H180V181H179ZM116 184L114 182L112 184V187L115 188L114 189L115 193L110 196L111 199L114 197L117 198L118 195H120L119 190H121V188H119L118 184L117 185ZM193 184H194V182H193ZM262 184H264V182H262ZM146 185L148 186V184H146ZM144 187H142V188L144 189ZM220 187H222L221 184H220L219 188ZM224 187H225V185H224ZM161 188L159 190H161ZM104 190H105V188L101 192L102 193L101 195H103V196L101 197L100 201L104 200V198L107 197L106 195H109L108 192L104 191ZM162 190H163V188H162ZM177 190L179 192H181L180 188H178ZM219 190L220 189H218L217 191H219ZM146 191H148V188L146 189ZM153 192H155V191H153ZM162 192L164 193V191H162ZM110 193H111V191H110ZM216 193H218V192H216ZM139 195H141V194H139ZM147 195H148V192H145V193L142 192V195L139 197H142V196L145 197L146 196L145 198L147 200L148 199ZM172 195H173V193H172ZM246 195L247 194L245 193L244 196H246ZM126 196H129V195H126ZM149 196H150V193H149ZM202 197L200 198V200L205 199L204 197L203 198ZM136 199H134L133 201L135 202ZM244 199L245 198L238 200L239 202H237V204L243 202ZM89 200H91V199H89ZM200 200L197 199V201H200ZM131 201H132V199H131ZM131 201H130V203H131ZM194 201L196 202V200H192V201H190V203H192V202L195 203ZM233 201L236 202L237 200L235 199V200H232V202ZM12 202H13V206H9L11 208L8 207V209H6V207L9 204H11ZM37 202H39V204L40 203L41 204L38 205V204H36ZM87 203H89V202H87ZM166 203H167V201H166ZM124 204H126V203H124ZM134 204H136V203H134ZM220 204H221V201H220ZM241 204H244V203H241ZM110 205H111V203H110ZM184 205L186 206L188 204H184ZM262 205L263 204H261L260 206H262ZM112 206H109L108 208H106V210L109 212L112 209L114 210L115 207L114 206L112 207ZM160 207L162 208V206H160ZM206 207H208V205ZM35 208H38V210L36 211ZM166 208H165V210H166ZM202 208H205V207H202ZM238 208H240V207H238ZM106 210H105V212H106ZM235 210L238 211L237 208H235ZM41 211L44 214L43 215L41 214L40 218H37L36 212L42 213ZM169 211H170V209H169ZM169 211L166 210L164 212L165 216H166V214H168ZM194 211H196V212L200 211V208H196ZM117 212L118 211H116L115 213H117ZM159 212H161V211H159ZM115 213H113L114 217L113 216L112 217L114 218L116 223L124 225L125 223H127L129 221L128 215L124 216L122 214L120 216H116ZM164 213H162V215ZM237 213H239V211ZM158 215L160 216V213ZM158 215H156V216H158ZM183 215L181 214V216H183ZM181 216H178V218ZM175 217H174V219H175ZM149 218L150 217H148V219ZM197 219H199V218H197ZM253 220L255 221L256 219H253ZM105 221H106V219H105ZM179 221H180V218H179ZM151 222L155 223V221H152V220H151ZM84 224L85 223L83 222V225ZM204 224H206V223H204ZM182 226H185V225L183 224ZM91 227H92V225H91ZM190 228H191V226H190ZM85 229H87V228H85ZM99 230H100V228H99ZM87 232L89 233V231H87ZM240 232H242V231H240ZM49 235H50V237H48ZM78 235H80V236L78 237ZM86 235H88V234H86ZM260 235H262V234H260ZM178 236H179V234H178ZM32 237H34L33 243L31 241L29 242V239ZM101 237L102 236H100V238ZM183 240H185V238ZM183 240H181V241L183 242ZM263 241H264V239H263ZM1 242H4V241H1ZM1 242H0V244H1ZM61 242H59V243H61ZM66 242H68V240ZM54 243H55V245H57V242H54ZM184 243H186V242L184 241ZM5 244H6V242H5ZM146 244H148V243H146ZM14 245L15 244L13 243V247H14ZM63 246H64V244H63ZM115 246H116V244H115ZM4 247L7 248V245L3 246V248ZM147 247H149V246L147 245ZM175 247H177V245ZM55 248L56 247H52L53 250ZM65 248H64V250H65ZM71 248H72V246H71ZM143 248L141 250L142 252L140 251L141 252L140 254H141V256L144 255L145 257H147L148 258L147 261H149L153 257V254L149 253L150 251L148 252L147 250L146 251L143 250ZM0 249H2L1 246H0ZM11 249H12V247H11ZM13 249L16 250L15 247ZM57 249L59 250V252L61 251L59 248H57ZM74 249H75V246H74ZM154 249H156V248L154 247ZM151 250H153V249H151ZM10 251H13V250H10ZM20 251H21V249L19 250V252ZM69 251H71V250H69ZM15 252H17V254H18V255L17 254H15V255L19 256V254L22 251L20 253L18 251H15ZM55 252H54V254H55ZM10 253H12V252H10ZM33 253L35 254V251H33ZM45 253H47V252H45ZM45 253H43V254L45 255ZM203 253H205V252H203ZM23 254H24V252L22 253V255ZM37 254H39V252L36 253V255ZM27 255L28 254H26V256H25V254H24L22 256V259L25 260V257L28 258ZM158 255H160V254H158ZM21 256H19V257H21ZM59 256H60V254H59ZM132 256H133V254H132ZM138 256H140V255H138ZM4 257H5V255H4ZM186 257H187V255H186ZM224 257H226V256H224ZM132 258H134V257H132ZM65 260L63 259V262ZM96 260H97V258H96ZM130 260H132V259H130ZM29 261L27 262V264L29 263ZM226 261H227V258H226ZM35 262L36 261H34V262L32 261V264H34ZM60 262H62V261H60ZM146 262H144V263L146 264ZM149 262H147V263L151 264ZM41 263L47 264L45 262L44 263L41 262ZM55 263L58 264L57 262H55ZM209 263H211V262H209ZM221 263L224 264V262H221V261L218 264H221ZM141 264H142V262H141ZM225 264H227V263H225Z\"/></svg>","mask_w":264,"mask_h":264},{"label":"water","instance_id":"3","mask_svg":"<svg viewBox=\"0 0 264 264\" xmlns=\"http://www.w3.org/2000/svg\"><path fill=\"white\" fill-rule=\"evenodd\" d=\"M158 56H159V52H158ZM160 57V56H159ZM127 149V148H126Z\"/></svg>","mask_w":264,"mask_h":264}]
</instances>
